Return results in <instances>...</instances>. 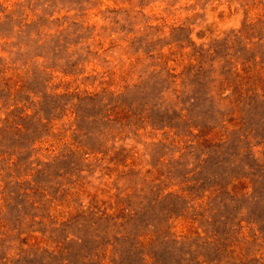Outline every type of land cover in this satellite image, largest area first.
<instances>
[{
	"label": "rangeland",
	"instance_id": "rangeland-1",
	"mask_svg": "<svg viewBox=\"0 0 264 264\" xmlns=\"http://www.w3.org/2000/svg\"><path fill=\"white\" fill-rule=\"evenodd\" d=\"M0 264H264V0H0Z\"/></svg>",
	"mask_w": 264,
	"mask_h": 264
},
{
	"label": "trees",
	"instance_id": "trees-1",
	"mask_svg": "<svg viewBox=\"0 0 264 264\" xmlns=\"http://www.w3.org/2000/svg\"><path fill=\"white\" fill-rule=\"evenodd\" d=\"M204 96V97H203ZM202 97H203V103H207V100L209 101V99H207V98H210V95H209V91H206L204 94H202ZM211 102V101H210ZM209 106V105H208ZM211 106V105H210ZM213 108H216L215 106H213V103H212V109ZM224 149H225V147H224V145H220V146H218L216 149H215V153H217V154H223L224 153Z\"/></svg>",
	"mask_w": 264,
	"mask_h": 264
}]
</instances>
